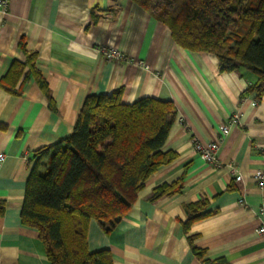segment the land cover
I'll return each instance as SVG.
<instances>
[{
  "label": "crops",
  "instance_id": "obj_1",
  "mask_svg": "<svg viewBox=\"0 0 264 264\" xmlns=\"http://www.w3.org/2000/svg\"><path fill=\"white\" fill-rule=\"evenodd\" d=\"M110 47L132 62L107 60L102 50ZM27 52L37 54L48 89L26 67L10 78L22 90L14 95L1 82L15 62L26 63ZM256 81L245 69L222 71L213 54L177 46L170 30L131 0H14L7 11L0 7V154L7 157L0 169V264H50L38 232L21 219L35 153L72 134L88 96L119 90L126 104L149 97L175 105L164 152L177 159L151 176L109 234L91 221L89 251H110L113 264H264V191L255 179L264 169V98L253 107L256 98L243 97ZM234 114L242 124L231 126L217 168L195 153L191 139L217 141ZM182 178V193L151 200L155 188ZM199 202L209 215L187 234L186 207Z\"/></svg>",
  "mask_w": 264,
  "mask_h": 264
},
{
  "label": "trees",
  "instance_id": "obj_2",
  "mask_svg": "<svg viewBox=\"0 0 264 264\" xmlns=\"http://www.w3.org/2000/svg\"><path fill=\"white\" fill-rule=\"evenodd\" d=\"M131 1L165 25L177 46L215 55L222 71L245 69L256 74L257 81L243 97L264 98V0ZM26 58V63L11 66L1 85L20 95L21 88L16 90L10 78L28 67L47 91L36 70L37 54L27 52ZM122 96V90L88 96L72 134L35 153L38 161L26 184L21 219L38 232L50 264H113L110 251H89L91 221L109 234L133 208L151 176L177 159L176 153L164 152L177 119L175 105L149 97L126 104ZM184 188L183 178L164 184L153 190L151 200L182 193ZM4 210L0 202V218ZM186 211L187 234L209 215L202 202L187 205ZM193 251L203 260V251L196 247Z\"/></svg>",
  "mask_w": 264,
  "mask_h": 264
},
{
  "label": "built area",
  "instance_id": "obj_3",
  "mask_svg": "<svg viewBox=\"0 0 264 264\" xmlns=\"http://www.w3.org/2000/svg\"><path fill=\"white\" fill-rule=\"evenodd\" d=\"M14 0H2L0 1V7L4 10L7 11L10 4ZM103 56L107 60H116V61H126V62H132L125 54L117 47H110V48H105L102 50ZM136 65L141 68V69H149V66L146 65L143 61H137L135 62ZM258 101L254 100L252 102L253 107L258 106ZM242 124V118L240 114H234L230 119L229 123L223 127V134L219 137L217 141L211 142L204 144L202 143L197 137H192L191 142L193 145V149L197 155H199L206 163L213 165L215 167H221V163L219 162L218 159V153L221 149L222 144L225 142L226 137L228 136L230 132V128L233 125H241ZM6 155L0 154V169L4 165L6 161ZM231 171L233 174H237V170L235 167H231ZM255 179L257 181L258 187L264 191V169L258 171L256 173ZM241 203L244 205L245 201L242 200ZM262 212L264 214V199L262 201ZM259 233L264 234V226L263 228L259 231Z\"/></svg>",
  "mask_w": 264,
  "mask_h": 264
},
{
  "label": "rangeland",
  "instance_id": "obj_4",
  "mask_svg": "<svg viewBox=\"0 0 264 264\" xmlns=\"http://www.w3.org/2000/svg\"><path fill=\"white\" fill-rule=\"evenodd\" d=\"M44 165H45V166H48L47 161H44Z\"/></svg>",
  "mask_w": 264,
  "mask_h": 264
}]
</instances>
